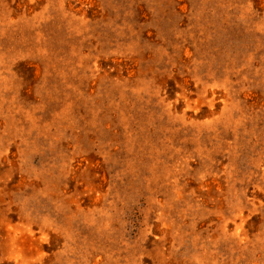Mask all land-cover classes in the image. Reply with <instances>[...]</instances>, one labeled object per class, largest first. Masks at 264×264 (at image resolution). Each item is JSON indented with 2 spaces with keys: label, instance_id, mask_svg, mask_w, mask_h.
I'll use <instances>...</instances> for the list:
<instances>
[{
  "label": "rangeland",
  "instance_id": "rangeland-1",
  "mask_svg": "<svg viewBox=\"0 0 264 264\" xmlns=\"http://www.w3.org/2000/svg\"><path fill=\"white\" fill-rule=\"evenodd\" d=\"M0 264H264V0H0Z\"/></svg>",
  "mask_w": 264,
  "mask_h": 264
}]
</instances>
